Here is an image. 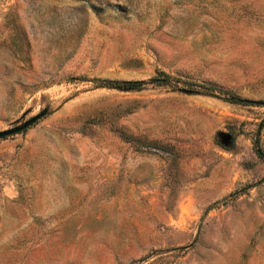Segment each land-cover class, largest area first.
<instances>
[{"label": "rangeland", "instance_id": "1", "mask_svg": "<svg viewBox=\"0 0 264 264\" xmlns=\"http://www.w3.org/2000/svg\"><path fill=\"white\" fill-rule=\"evenodd\" d=\"M44 107L0 264H264V0H0V130Z\"/></svg>", "mask_w": 264, "mask_h": 264}, {"label": "trees", "instance_id": "2", "mask_svg": "<svg viewBox=\"0 0 264 264\" xmlns=\"http://www.w3.org/2000/svg\"><path fill=\"white\" fill-rule=\"evenodd\" d=\"M151 80L152 81H164V78H152ZM97 81H99L100 86L116 88V89H133V88L139 87L143 83L142 80L97 79ZM185 90L189 92H196L195 90H191V89H185ZM202 93H208V94L214 95L209 90H206V92L203 91ZM225 99L231 102H238V103H256L254 100L241 98L231 93H229V96Z\"/></svg>", "mask_w": 264, "mask_h": 264}, {"label": "water", "instance_id": "3", "mask_svg": "<svg viewBox=\"0 0 264 264\" xmlns=\"http://www.w3.org/2000/svg\"><path fill=\"white\" fill-rule=\"evenodd\" d=\"M46 112H47V107H44L41 110H39L36 114L29 116L25 120H22V121L14 124V125L8 127V128L1 129L0 130V138H4L8 135H12V134L18 133V132L26 129L28 126H30L32 123H34L40 117H42Z\"/></svg>", "mask_w": 264, "mask_h": 264}]
</instances>
